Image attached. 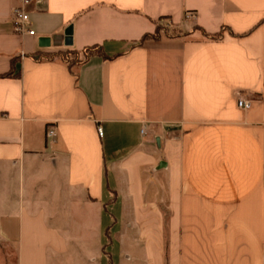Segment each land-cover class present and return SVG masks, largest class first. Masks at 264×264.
<instances>
[{"label": "crops", "instance_id": "1", "mask_svg": "<svg viewBox=\"0 0 264 264\" xmlns=\"http://www.w3.org/2000/svg\"><path fill=\"white\" fill-rule=\"evenodd\" d=\"M16 4L0 0L15 264H264V0H43L33 35ZM161 18L183 34L140 41ZM92 45L111 58L39 59Z\"/></svg>", "mask_w": 264, "mask_h": 264}, {"label": "built area", "instance_id": "2", "mask_svg": "<svg viewBox=\"0 0 264 264\" xmlns=\"http://www.w3.org/2000/svg\"><path fill=\"white\" fill-rule=\"evenodd\" d=\"M17 4L11 10V21L13 24V30L19 34H34L33 28H31V19L29 15L28 7L31 4L41 3L43 0H16ZM190 15V13H188ZM236 96V104L238 107L242 109H248L251 105L250 100H248L243 93L237 91L235 93ZM144 131V129H141ZM98 135H102V130L100 126L97 127ZM46 135L48 137H52L55 135V128L49 127L46 131Z\"/></svg>", "mask_w": 264, "mask_h": 264}, {"label": "trees", "instance_id": "3", "mask_svg": "<svg viewBox=\"0 0 264 264\" xmlns=\"http://www.w3.org/2000/svg\"><path fill=\"white\" fill-rule=\"evenodd\" d=\"M201 32H202V34L205 37L210 38V39H218L222 35L221 30L218 31V32L212 33V34H208V33L204 32L203 30ZM148 38H153V39L159 38L157 28L152 33H146V34H144L142 36V38L140 39V41L145 40V39H148ZM92 53H98L99 55H101L105 59L106 58H111V56H107L106 54H104L101 51V49L99 48L98 45H92V46L86 47L82 51L83 57H81V58L78 57V52L77 51H75V50H67V51H63V52H54L53 54L45 53L44 56H47V57L46 58H43V59H50V58L60 57V58H63L65 60H67V63L70 65L72 63H77L79 61H84ZM39 59H42V58L39 57ZM10 74H11V72L8 71V72L4 73L3 75H10Z\"/></svg>", "mask_w": 264, "mask_h": 264}, {"label": "rangeland", "instance_id": "4", "mask_svg": "<svg viewBox=\"0 0 264 264\" xmlns=\"http://www.w3.org/2000/svg\"><path fill=\"white\" fill-rule=\"evenodd\" d=\"M156 28L158 30L159 36L175 37L181 36L183 34L182 30L173 26V24L167 18L158 19ZM39 57L43 59L47 56L41 54ZM0 264H15V247L13 245L0 243Z\"/></svg>", "mask_w": 264, "mask_h": 264}, {"label": "water", "instance_id": "5", "mask_svg": "<svg viewBox=\"0 0 264 264\" xmlns=\"http://www.w3.org/2000/svg\"><path fill=\"white\" fill-rule=\"evenodd\" d=\"M66 34H67V35L70 34V33H69V30H66ZM68 39H69V36H68ZM67 44H69V43H67Z\"/></svg>", "mask_w": 264, "mask_h": 264}]
</instances>
